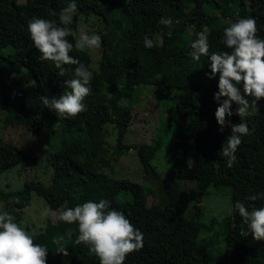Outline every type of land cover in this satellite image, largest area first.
Here are the masks:
<instances>
[{"label": "trees", "instance_id": "trees-1", "mask_svg": "<svg viewBox=\"0 0 264 264\" xmlns=\"http://www.w3.org/2000/svg\"><path fill=\"white\" fill-rule=\"evenodd\" d=\"M71 0H0V101L5 122L21 126L27 132L38 133L54 123L63 124L69 137L50 144L49 157L53 165L50 183L26 181L18 190H0V210L8 211L19 223L21 212L31 198V192L44 198L51 209L63 210L88 200L106 199L110 206L122 211L143 233V247L129 254L124 264H210L212 241L201 238L203 231L212 230L215 219L202 221L201 203L211 187L231 188V213L223 219L226 235L224 259L219 264H264V241H256L249 234L240 235L245 228L234 204L239 201L251 210L264 206V199L248 197L264 193V112H253L245 121L249 134L241 136L235 153L236 161L228 167L221 153L231 128L223 130L214 113L218 102V76L209 79L207 56L199 61L191 58L190 42L195 34L207 31L210 49L230 51L222 43L223 29L237 18L253 17L257 35L264 39V0H76L78 11L70 27L78 32L80 16H94L103 22L101 56L97 71L93 72L91 93L83 101L86 111L78 116L58 119L54 111L44 107L42 95L59 97L66 88L51 61H40L27 31L33 17L55 20ZM55 11L56 16L50 13ZM161 17L170 18L169 28ZM171 31V37L168 32ZM159 34L160 42L155 39ZM155 46L146 48L144 37ZM69 41H75L70 36ZM86 67L90 54L73 48L70 53ZM21 66L33 79L31 85L11 84L13 66ZM74 69V65H66ZM166 87L175 92V110L179 118H188L185 130L173 140V169L171 179L194 181L196 188L187 192L166 184L165 205L148 203V190L127 178L110 177L104 170L110 159L119 158L131 148L146 169L153 171L150 159L158 142L139 145L123 142L131 123V110L122 100L131 99L132 91L140 85ZM224 99L223 97L221 100ZM249 101L251 97H246ZM227 117L232 124L241 122L235 114ZM48 124V125H47ZM113 124L117 131L112 158L108 156L105 126ZM50 143V142H49ZM31 157L21 148L0 138V174ZM190 204L191 207L189 206ZM58 211V212H59ZM73 230V237L65 245L69 255L57 253L53 237ZM76 224L46 220L43 229L33 234L36 243L48 248L47 264H99L87 246L76 244Z\"/></svg>", "mask_w": 264, "mask_h": 264}, {"label": "clouds", "instance_id": "clouds-1", "mask_svg": "<svg viewBox=\"0 0 264 264\" xmlns=\"http://www.w3.org/2000/svg\"><path fill=\"white\" fill-rule=\"evenodd\" d=\"M78 11L76 0L64 7L59 13V24L55 20L33 17L27 24V31L34 47L39 52L40 61H51L58 69V76L65 77L71 72V78L64 81L69 91L59 97L42 95V105L54 111L58 119L75 117L86 111L85 98L90 95L93 72L81 61L71 55L73 48L80 51L98 50L101 47V36L95 32L89 34L83 28L74 31L70 25L72 17ZM51 16L57 13L52 11ZM159 23L171 28L170 18L161 17ZM256 19L253 17L237 18L223 29L222 43L230 51L209 52L210 44L207 31L195 34L190 42V56L199 61L207 56L210 72L209 79L218 76V91L213 99L218 102L214 116L222 131L228 124L231 135L226 138L221 153L227 158L228 167L236 161L235 153L241 144V136L248 135L250 130L245 121L251 116L250 105L246 97L252 98L251 107L264 99V39L257 35ZM172 32H168L171 37ZM72 37L75 43L69 41ZM144 46H155L152 39L144 37ZM74 65V69L66 68ZM224 98L221 100V98ZM232 104H236L235 114L241 122L232 124L227 117L233 115ZM264 199V193L248 197L249 200ZM234 211H238L246 229L240 235L249 234L256 241H264V206L249 210L245 204L237 201ZM44 218L52 217L67 224L77 225L76 244L88 248L89 255H95L99 264H124L127 256L143 247V233L125 216L110 206V201L100 199L98 202L88 200L74 207H66L59 212L47 209L42 213ZM73 237V230L68 229L63 235L53 237L52 243L57 246V253L69 255L65 246ZM48 248L36 243L24 227L15 222L8 211L0 210V264H47Z\"/></svg>", "mask_w": 264, "mask_h": 264}, {"label": "rangeland", "instance_id": "rangeland-1", "mask_svg": "<svg viewBox=\"0 0 264 264\" xmlns=\"http://www.w3.org/2000/svg\"><path fill=\"white\" fill-rule=\"evenodd\" d=\"M25 0H17L23 3ZM83 28L91 34H99L103 29V22L90 15L80 16L78 32ZM156 41L160 42L159 34L155 35ZM90 54L88 69L97 71L101 56V47L98 50H86ZM3 60L0 61V73L3 70ZM11 84L31 85L33 79L18 65L13 66L10 77ZM122 104L129 106L131 110V123L124 134L123 142L139 145L158 142V148L150 163L155 171L146 169L136 155V149L131 148L119 158L110 159V165L105 172L110 177L127 178L143 185L149 192L148 203L165 205L167 197L165 194L166 184L174 188L192 192L196 188L194 181L178 180L173 182L171 173L173 169L172 144L175 135L185 130L188 118H179L175 110V92L166 87H154L152 85H140L133 89L131 99H123ZM253 112H264V99L257 102V107H251ZM5 112L0 101V138L23 149L31 158L24 160L0 174V190H18L23 187L26 181L39 180L48 184L53 175V165L49 152L50 144L59 143L64 136L61 126L50 124L38 133L27 132L21 126L11 125L5 122ZM48 125V124H47ZM117 131L113 124L105 126V138L108 142V156L112 158L114 145H116ZM50 142V143H49ZM192 204L189 206L191 207ZM203 208L202 221L209 222L215 219L212 230L203 231L200 236L212 241L213 257L210 264H219L224 259L226 249V235L223 234V219L231 213V188L211 187L209 193L204 196L201 203ZM3 203L0 202V209ZM43 197L31 192L29 204L23 208L19 224L31 235L40 232L45 226L46 220L55 222L57 219L44 218L42 213L49 209ZM51 209V208H50ZM58 212L59 209H52Z\"/></svg>", "mask_w": 264, "mask_h": 264}]
</instances>
